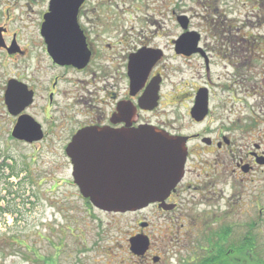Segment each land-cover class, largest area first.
<instances>
[{"label": "flooded vegetation", "instance_id": "obj_1", "mask_svg": "<svg viewBox=\"0 0 264 264\" xmlns=\"http://www.w3.org/2000/svg\"><path fill=\"white\" fill-rule=\"evenodd\" d=\"M182 1L181 14L172 10L180 29L170 33V0H0V107L12 139L45 143L80 192L75 172L91 164L71 153H93L118 172L131 151L123 135L182 136V178L136 210L163 215L159 242L148 234L152 221L139 219L130 237L150 243L136 254L129 241L131 263L162 264L164 251L154 249L185 238L186 264H222V255L241 264L260 254L254 241L264 234V0L255 8L251 0ZM176 106L181 121L170 114ZM20 121L39 138L15 137ZM201 204L210 209L193 212ZM235 208L247 217L240 244L234 225L222 227Z\"/></svg>", "mask_w": 264, "mask_h": 264}, {"label": "rangeland", "instance_id": "obj_2", "mask_svg": "<svg viewBox=\"0 0 264 264\" xmlns=\"http://www.w3.org/2000/svg\"><path fill=\"white\" fill-rule=\"evenodd\" d=\"M254 1L251 0L250 8L256 7ZM185 3L170 0V33L180 29L172 10L181 14ZM183 113L177 106L170 112L178 121ZM11 128L6 111L0 107V206L10 209L0 211V264H134L129 255V238L142 217L152 221L154 226L149 227L148 234L153 244H158L163 215L156 217L153 208L138 213L109 212L95 207L80 191L67 185L72 176L60 170L65 168L60 165L63 161L47 152L45 143L16 141L11 137ZM10 165L18 173L6 178ZM259 192L250 194L257 196ZM197 198L201 200L202 196L197 194ZM222 204L225 209V202ZM201 205L194 207L193 212L210 209L207 204ZM252 209L257 212L255 204ZM242 210L235 208L222 224V227L234 225L240 234H234L238 235L235 241L238 239L239 244L246 230L241 223L247 218ZM257 229L262 231L264 222L260 221ZM257 237L254 242L260 254L240 257L241 264L264 258V234ZM186 242L183 238L178 244L163 245V250L154 251H164L166 259L162 264H186Z\"/></svg>", "mask_w": 264, "mask_h": 264}, {"label": "water", "instance_id": "obj_3", "mask_svg": "<svg viewBox=\"0 0 264 264\" xmlns=\"http://www.w3.org/2000/svg\"><path fill=\"white\" fill-rule=\"evenodd\" d=\"M13 134L27 140L38 139L40 136L27 134L22 121L15 126ZM97 136L102 140L105 138V134ZM84 137L89 142L95 135L89 130L84 133ZM123 140L131 151L121 159L127 167L118 172H108L104 167V158L96 157L93 153L90 155L88 152L86 156L71 153L74 161L91 164L75 172L77 183L82 195L104 211H136L152 202L163 200L184 173L187 149L182 136H170L162 130L143 128L134 134L123 135ZM129 241L131 250L136 254H141L149 245L146 235L132 236Z\"/></svg>", "mask_w": 264, "mask_h": 264}, {"label": "trees", "instance_id": "obj_4", "mask_svg": "<svg viewBox=\"0 0 264 264\" xmlns=\"http://www.w3.org/2000/svg\"><path fill=\"white\" fill-rule=\"evenodd\" d=\"M10 167H11V170L7 174L6 178H10L11 176H14L15 174L18 173V172L15 171V169L13 168L12 165H10ZM1 168H3V165L1 166ZM9 210H10L9 207L8 208H5V207L3 208V207L0 206V211H9ZM20 244L23 245V243H20ZM229 258L230 257L227 256V255H222V264H238V263H234ZM210 264H216V263L212 262ZM253 264H264V258L255 259V261H253Z\"/></svg>", "mask_w": 264, "mask_h": 264}]
</instances>
